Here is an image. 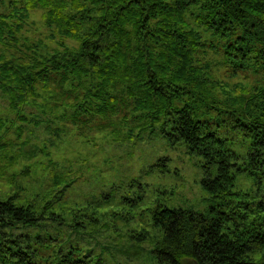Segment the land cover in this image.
<instances>
[{"label": "trees", "instance_id": "1", "mask_svg": "<svg viewBox=\"0 0 264 264\" xmlns=\"http://www.w3.org/2000/svg\"><path fill=\"white\" fill-rule=\"evenodd\" d=\"M0 3V91L18 118L38 107L82 132L123 139L160 123L203 158L205 210L161 200L150 210L154 264H264V195L237 187L241 173L264 175V0ZM34 8L55 46L23 34ZM240 75L246 80L234 79ZM212 114L240 132L245 147L236 149ZM11 142L0 137L2 175L5 160L36 154L10 153ZM50 168L51 183L34 196L14 175L11 190L0 187V264H104L75 234L99 218L64 199L72 172Z\"/></svg>", "mask_w": 264, "mask_h": 264}, {"label": "rangeland", "instance_id": "2", "mask_svg": "<svg viewBox=\"0 0 264 264\" xmlns=\"http://www.w3.org/2000/svg\"><path fill=\"white\" fill-rule=\"evenodd\" d=\"M0 9H4L1 3ZM50 31L44 24L42 9L31 10L23 34L42 38L53 47L55 42L47 38ZM66 41L74 44L72 39ZM224 71L221 66V77L227 78ZM234 79L246 80L241 75ZM7 104L0 91V137L3 141L12 140L10 153L21 147L26 151L33 147L36 154L19 155L12 162L5 160L7 171L0 173L1 189L11 190L6 180L14 175L34 196L51 183V166L61 173L71 171L72 181L65 187L64 199L70 205L88 206L87 213L99 218L91 224L86 222L84 231L74 233L80 235L82 244L93 253H101L104 264H154L150 249L157 230L152 225L150 210L158 200L169 207H190L197 211L205 210L211 203L201 185L205 175L200 164L203 158L190 153L183 140L170 137L169 129L165 132L160 123L154 130L149 127L140 136L123 139L108 130L82 132L74 123L48 119V114L43 115L38 107H27L24 121ZM211 117L220 131L232 138L236 149H242V144L245 147L240 132L213 114ZM20 126L23 131L19 135ZM26 142L29 143L25 145ZM43 147L48 152L41 151ZM27 166L29 173L22 172ZM237 187L261 198L264 195L261 169L254 174L241 173ZM146 231L148 239L140 242L135 235Z\"/></svg>", "mask_w": 264, "mask_h": 264}]
</instances>
